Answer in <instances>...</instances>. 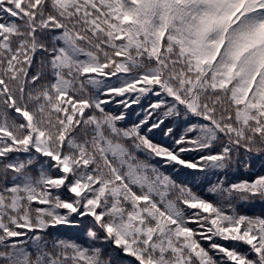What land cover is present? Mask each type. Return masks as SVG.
<instances>
[{
    "label": "snow or ice",
    "instance_id": "snow-or-ice-1",
    "mask_svg": "<svg viewBox=\"0 0 264 264\" xmlns=\"http://www.w3.org/2000/svg\"><path fill=\"white\" fill-rule=\"evenodd\" d=\"M264 0H0V264H264Z\"/></svg>",
    "mask_w": 264,
    "mask_h": 264
},
{
    "label": "trees",
    "instance_id": "trees-1",
    "mask_svg": "<svg viewBox=\"0 0 264 264\" xmlns=\"http://www.w3.org/2000/svg\"><path fill=\"white\" fill-rule=\"evenodd\" d=\"M262 163H264V160H259V159L255 160L254 161V168L258 170Z\"/></svg>",
    "mask_w": 264,
    "mask_h": 264
}]
</instances>
